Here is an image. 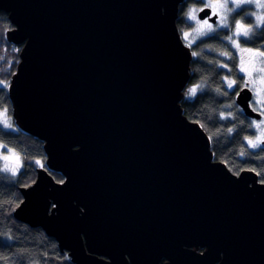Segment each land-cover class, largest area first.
<instances>
[{"label":"water","instance_id":"95a60500","mask_svg":"<svg viewBox=\"0 0 264 264\" xmlns=\"http://www.w3.org/2000/svg\"><path fill=\"white\" fill-rule=\"evenodd\" d=\"M184 1L0 0L22 46L14 122L46 154L14 218L74 264H264V181L217 159L181 106L193 59L176 21ZM252 97L247 85L235 101L260 119Z\"/></svg>","mask_w":264,"mask_h":264},{"label":"trees","instance_id":"16d2710c","mask_svg":"<svg viewBox=\"0 0 264 264\" xmlns=\"http://www.w3.org/2000/svg\"><path fill=\"white\" fill-rule=\"evenodd\" d=\"M194 3L200 0H185L180 4L176 20L179 31L192 29L193 23L185 18V9ZM248 9L243 6L237 10L233 20L239 18L253 24L252 17L244 18L249 14ZM11 28L8 14L0 11V81H4L0 86V109H7L13 116L8 85L20 61L22 46L7 39ZM229 35H232L230 29H218L196 38L191 45L193 59L188 84L195 85L196 92L184 97L181 106L184 114L199 122L210 136L217 159L225 161L232 172L252 169L258 173L259 180L264 181V145L256 148L248 145L247 139L253 137L254 131L251 118L235 101V91L242 83L243 74L239 71L237 52L226 39ZM238 39L243 46L260 49L264 43V26L254 29L250 42H245L244 37ZM222 52L232 55L223 56ZM225 64L228 67H223ZM229 79L237 83L234 89L228 88ZM0 142L23 155V167L17 175L8 174L0 167V264H74L68 252L61 251L57 239L39 227L32 228L14 218L13 208L23 199L21 187L32 183L37 168L45 166L36 163L46 159L43 141L23 132L16 124L11 128L0 124ZM51 174L58 181L64 179L58 172L51 171Z\"/></svg>","mask_w":264,"mask_h":264},{"label":"rangeland","instance_id":"374dc122","mask_svg":"<svg viewBox=\"0 0 264 264\" xmlns=\"http://www.w3.org/2000/svg\"><path fill=\"white\" fill-rule=\"evenodd\" d=\"M214 2H215V0H203V3L200 2V3L189 4L186 7L185 18L193 23L192 29L185 30L183 32L181 31V36H182L184 42L187 43V45H191V44L195 43L196 38H198L200 36H205L206 34L217 32L218 29H230L231 33L233 34V31L235 28V20H233L232 16L235 12H237V10H240L243 6L249 7L247 13H251L253 11H258L254 5H242L240 9H237L236 11H234L232 13H228V27L227 28L218 26L219 21H220V15L217 16L218 20L216 21V23H212L208 20V24L212 25V30L209 31L208 25L204 24L203 20H200L198 18V12H199V9H201L202 7H205L206 5H209V4L214 3ZM229 6H231V4ZM190 9H196L197 10L194 13L195 16L197 17V19L194 20V19L189 18L187 13L189 12ZM218 11H220V10L218 9ZM221 14H222V12H221ZM252 18H253V22L255 23V17H252ZM236 20H241V19L237 18ZM197 21H200V22L198 23ZM241 21L243 24H246L243 20H241ZM184 33L189 34L187 36V38L185 37ZM201 33H203V34H201ZM234 49L236 50L237 55H238L239 71H240L241 66H243L246 69L244 72H242L243 79H242V83L240 86L245 85L247 82L251 83L250 89H252V91L254 92L253 97H252V101H251L252 106L255 110L262 113V118H260V119H255L253 117L251 118V124H252L254 131H253V137L248 138L247 143L249 140L256 142L257 137L264 136V124H260L261 121H264V82H262V81H264V72L259 71L260 68H264V57L257 56L255 53L256 48H253L250 46L248 47V46H243L240 44V48L234 47ZM242 49H253V52L242 51ZM259 50L264 51V44L260 47ZM242 61H243V64H242ZM229 81H233V80H231V79L227 80V82H226L227 86H228ZM1 85H3V84H0V86ZM236 85H237V83H235L232 88H229V87L228 88L234 89ZM192 88H195V92H196V86L195 85H193V84L187 85V87L184 91L185 97L193 95V94H190V92H189V90ZM257 101H259V103H257ZM3 110L4 109H0V112H3ZM4 119H9V122L12 124V126H14V124H15V122L13 120L14 118L11 114L8 113V111H7L6 117L0 116V124L3 126H4V124H3ZM254 121H255V124L253 123ZM256 124H260V127L257 128ZM248 145H249V143H248ZM262 145H264V142H261L259 144V146H262ZM8 149H11L12 151L9 152ZM5 156H8L9 159L4 160L3 157H5ZM22 163H23V155L16 152L12 147H10V146L8 147V146H6L0 142V167L2 168V170L4 172H6L8 174H10V173L13 174L12 170H16L15 175H17L23 167ZM44 164H45V162H41L40 165L42 166ZM5 165H7L8 169H9L8 171L4 170Z\"/></svg>","mask_w":264,"mask_h":264},{"label":"snow or ice","instance_id":"6c2138e0","mask_svg":"<svg viewBox=\"0 0 264 264\" xmlns=\"http://www.w3.org/2000/svg\"><path fill=\"white\" fill-rule=\"evenodd\" d=\"M201 3H203V0H200ZM231 4V6H229ZM242 5H254L255 8L258 11H253L249 14H246L244 18H249V17H255V23H249V24H243L241 20H235V28L233 31L232 35H229L226 37L227 40H229L232 44L233 47L235 48H240V42H239V37H244L246 38L245 42H250L251 35L254 32V29H259L262 26H264V0H215L214 3H211L209 5H206V7H211L213 9V14L214 15H220V21H219V27H228V13H232L236 11L237 9H240ZM218 9L220 11H218ZM203 9H199V11H202ZM196 9H190L187 15L189 16L190 19H197L195 16ZM222 12V14H221ZM208 19H211L209 17ZM208 19H205L203 21L204 24L208 25L209 31L212 30V25L208 24ZM198 23L200 21H197ZM203 34V33H201ZM185 37L189 35L188 33H184ZM242 51L246 52H253V49H242ZM255 53L259 57H264V51H260L259 49L255 50ZM221 55L223 56H231L232 54L229 52H222ZM243 64V61H242ZM223 67H228L227 64L223 65ZM246 69L241 66L240 71L244 72ZM260 72H264V68L259 69ZM227 79V77L225 78ZM264 82V81H262ZM235 81H229L228 82V87L232 88L233 85L235 84ZM0 84H4V81H0ZM7 86V85H5ZM247 86V85H246ZM190 94L195 93V88H192L189 90ZM259 103V101H257ZM255 110V109H254ZM0 116L6 117L7 116V109H4L3 112H0ZM255 124V121L253 122ZM3 124L6 128H11L12 124L9 122V119H4ZM260 124H264V121H261ZM260 124H256V127L259 128ZM231 131V130H230ZM261 142H264V136H260L256 138V142H253L252 140H249V146L252 148H256L259 146ZM9 152H11V149H8ZM243 155V153H241ZM18 158V157H17ZM4 160H8L9 157L5 156L3 157ZM37 164H41V161L37 160ZM5 171H8L7 165L4 167ZM13 175L16 174V170H12Z\"/></svg>","mask_w":264,"mask_h":264},{"label":"flooded vegetation","instance_id":"af4514ba","mask_svg":"<svg viewBox=\"0 0 264 264\" xmlns=\"http://www.w3.org/2000/svg\"><path fill=\"white\" fill-rule=\"evenodd\" d=\"M203 8V7H202ZM212 9V8H211ZM211 14H213V9H212V13ZM205 19H208V17H205ZM205 19H203V21L205 20ZM200 20H202V19H200ZM209 21H210V19H208ZM218 20V19H217ZM210 22H212V21H210ZM213 23V22H212ZM216 23V22H215ZM183 39V38H182ZM184 41V40H183ZM187 44V43H186ZM264 44V43H263ZM192 45V44H191ZM191 45H189L190 47H191ZM191 50H192V48H191ZM241 85V84H240ZM246 85H248L249 87L251 86V83L250 82H247L245 85H242V86H239L237 89H236V91H235V93L237 94V92L240 90V88H242V87H244V86H246ZM252 90V89H251ZM253 92V91H252ZM253 94H254V92H253ZM252 101V100H251ZM251 103V102H250ZM251 105H252V103H251ZM164 262H165V259H163L161 262H160V264H164Z\"/></svg>","mask_w":264,"mask_h":264},{"label":"bare ground","instance_id":"6f19581e","mask_svg":"<svg viewBox=\"0 0 264 264\" xmlns=\"http://www.w3.org/2000/svg\"><path fill=\"white\" fill-rule=\"evenodd\" d=\"M16 45V44H15Z\"/></svg>","mask_w":264,"mask_h":264}]
</instances>
